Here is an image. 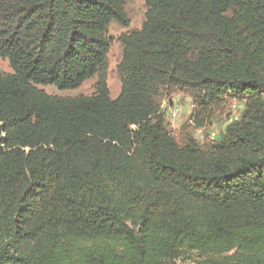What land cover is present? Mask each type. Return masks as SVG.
Segmentation results:
<instances>
[{
  "label": "trees",
  "instance_id": "obj_1",
  "mask_svg": "<svg viewBox=\"0 0 264 264\" xmlns=\"http://www.w3.org/2000/svg\"><path fill=\"white\" fill-rule=\"evenodd\" d=\"M127 1L0 0V264H264V0H146L112 99ZM229 101L241 117L198 142Z\"/></svg>",
  "mask_w": 264,
  "mask_h": 264
},
{
  "label": "rangeland",
  "instance_id": "obj_2",
  "mask_svg": "<svg viewBox=\"0 0 264 264\" xmlns=\"http://www.w3.org/2000/svg\"><path fill=\"white\" fill-rule=\"evenodd\" d=\"M146 0H129L125 4V12L129 20L128 27H122L116 23H111L108 27L107 37L111 40L110 50L107 56L108 74L107 85L110 92V97L115 99L120 93V80L117 73V66L121 60L122 47L118 38L122 34H127L133 31H137L141 28L144 22V15L146 12L145 6ZM0 73H11V68L6 59L0 58ZM96 77L88 79L80 87L71 90H58L54 86H37L47 94L60 97H77V96H91L95 92ZM236 104L237 108L232 109L231 106ZM161 110L165 116V120L168 124V130L176 136L179 128L182 124L186 123L189 115L192 111L191 99L181 92L175 91L172 94L166 95L161 100ZM172 110H177V113L173 115ZM244 110V104L242 102L229 101L225 110L215 113L211 120V124L205 129L194 132L193 137L202 142L204 138L218 140L222 136L227 124L231 121L238 120ZM211 133H214V137H211Z\"/></svg>",
  "mask_w": 264,
  "mask_h": 264
},
{
  "label": "built area",
  "instance_id": "obj_3",
  "mask_svg": "<svg viewBox=\"0 0 264 264\" xmlns=\"http://www.w3.org/2000/svg\"><path fill=\"white\" fill-rule=\"evenodd\" d=\"M231 108L232 109H236L237 108V106H236V104L234 103L232 106H231ZM173 115H175L176 113H177V110H172V112H171ZM198 131H200V130H198ZM211 137H214V133H211Z\"/></svg>",
  "mask_w": 264,
  "mask_h": 264
}]
</instances>
